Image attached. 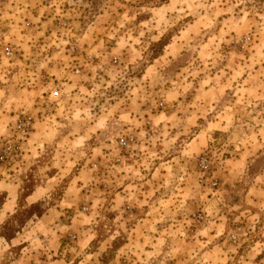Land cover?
Masks as SVG:
<instances>
[{
	"label": "clouds",
	"instance_id": "1",
	"mask_svg": "<svg viewBox=\"0 0 264 264\" xmlns=\"http://www.w3.org/2000/svg\"><path fill=\"white\" fill-rule=\"evenodd\" d=\"M0 264H264V0H0Z\"/></svg>",
	"mask_w": 264,
	"mask_h": 264
}]
</instances>
